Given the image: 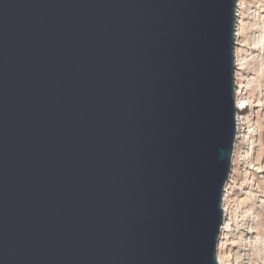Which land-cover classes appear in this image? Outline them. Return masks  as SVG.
Listing matches in <instances>:
<instances>
[{
	"label": "water",
	"instance_id": "95a60500",
	"mask_svg": "<svg viewBox=\"0 0 264 264\" xmlns=\"http://www.w3.org/2000/svg\"><path fill=\"white\" fill-rule=\"evenodd\" d=\"M239 0H0V264H219Z\"/></svg>",
	"mask_w": 264,
	"mask_h": 264
},
{
	"label": "rangeland",
	"instance_id": "374dc122",
	"mask_svg": "<svg viewBox=\"0 0 264 264\" xmlns=\"http://www.w3.org/2000/svg\"><path fill=\"white\" fill-rule=\"evenodd\" d=\"M240 1L242 30L236 51L242 70L236 94L248 105L240 115L242 127L226 185L230 216L218 257L222 264H264V0Z\"/></svg>",
	"mask_w": 264,
	"mask_h": 264
},
{
	"label": "bare ground",
	"instance_id": "6f19581e",
	"mask_svg": "<svg viewBox=\"0 0 264 264\" xmlns=\"http://www.w3.org/2000/svg\"><path fill=\"white\" fill-rule=\"evenodd\" d=\"M240 14H242V4H241V1L239 0L238 1V8H237V18H240L239 16H240ZM242 22V21H241ZM241 24V26H242V23H240ZM237 28H238V26H237ZM240 27L237 29V35H236V42L238 43V42H240L239 40H240ZM242 30V29H241ZM239 44V43H238ZM237 44V46H239ZM238 49V48H237ZM235 56H236V62H237V64H236V67H237V69H236V84H238L239 82H238V72L240 71V70H242V69H238V66H240V64H238V62H239V54H238V50L236 51V53H235ZM247 105H248V102H247V100L246 99H240V92L239 93H237L236 94V106H237V109H238V116H237V124H236V129H237V141H238V135L240 134V130H241V127H242V123L240 122V115L244 112V110L246 109V107H247ZM236 143L237 142H235V149H234V152H235V150H236V148H237V145H236ZM233 157H234V155H233ZM232 173V172H231ZM230 179V178H229ZM227 187V186H226ZM227 193H228V190H227ZM228 195V194H227ZM226 192H225V195H224V203H223V209H224V224H223V227H222V233H221V236H223L225 233H226V227L227 226H225V224H226V221L228 220V217L230 216V213H229V211H228V209L226 208ZM222 240H223V238H222ZM218 262H219V264H222V259H221V257L219 256L218 257Z\"/></svg>",
	"mask_w": 264,
	"mask_h": 264
}]
</instances>
